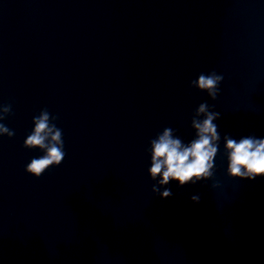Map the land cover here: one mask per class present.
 I'll list each match as a JSON object with an SVG mask.
<instances>
[{"label": "clouds", "instance_id": "1", "mask_svg": "<svg viewBox=\"0 0 264 264\" xmlns=\"http://www.w3.org/2000/svg\"><path fill=\"white\" fill-rule=\"evenodd\" d=\"M224 77L215 71L200 73L198 78L190 82V87L201 92H206L216 100L220 92V84ZM11 114V105L3 106L0 121ZM203 114L204 118L199 119ZM220 116L219 112L211 110L207 103H201L195 110L191 119V127L195 130L196 138L185 144L178 136H174L172 128H165L162 134L150 141L151 166L149 174L152 180L160 179L152 186V192L161 198H170L171 189L161 188L170 181H177L179 186L207 180L213 176L214 160L218 154L220 134L214 121ZM48 110L42 109L38 116L33 117L34 130L24 141V147L31 149L38 147L45 150V155L33 158L27 164L25 171L39 178L50 166H59L64 157V143L62 130L54 121ZM0 135L9 138L15 135L3 123H0ZM226 150L228 153L227 174L235 179L255 180L264 177V139L248 136L237 140L225 136ZM47 141V143H46ZM194 203H199V196L190 198Z\"/></svg>", "mask_w": 264, "mask_h": 264}]
</instances>
